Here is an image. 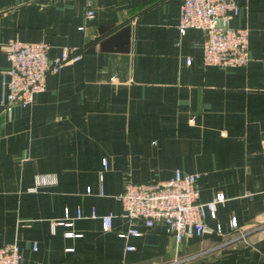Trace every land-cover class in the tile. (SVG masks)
Listing matches in <instances>:
<instances>
[{"label": "crops", "instance_id": "0c3cea01", "mask_svg": "<svg viewBox=\"0 0 264 264\" xmlns=\"http://www.w3.org/2000/svg\"><path fill=\"white\" fill-rule=\"evenodd\" d=\"M238 1L229 24L250 29V61L222 67L203 64L205 31L181 36L182 0H92L90 19L88 0H0V246L18 243L24 264H264V0ZM13 39L83 58L8 113ZM177 170L200 175L201 202L225 194L205 219L223 234L177 244L123 215L127 181ZM39 174L57 183L31 191ZM66 209L72 226L57 224ZM133 227L142 234L119 236Z\"/></svg>", "mask_w": 264, "mask_h": 264}, {"label": "built area", "instance_id": "2783aa9c", "mask_svg": "<svg viewBox=\"0 0 264 264\" xmlns=\"http://www.w3.org/2000/svg\"><path fill=\"white\" fill-rule=\"evenodd\" d=\"M87 18L94 16L92 0H88ZM241 11L238 0H182L179 30L184 36L189 29H201L207 38L203 47V64L205 66L238 67L246 66L250 61L249 42L250 29L232 27L229 22ZM84 27H81L83 29ZM50 45L47 42H26L13 39L8 44V57L11 67L8 70L9 80L6 83L8 91L1 101L2 110L11 113L14 106L30 107L38 93L46 89L47 76L59 72L65 65L77 62L83 58L81 50L64 47L60 56L50 58ZM192 58L187 59L191 64ZM107 167V160H104ZM199 174L183 173L177 170L167 180H151L148 182L127 181L124 191L119 195L123 215L131 222H142L145 227L152 228L157 224L165 227L166 233L172 235L177 244L187 238L203 236L210 231L223 234L220 224L211 229L205 219L208 216L216 218L217 205L224 202L225 194L220 192L209 202L199 200ZM57 183L54 175L39 174L35 185L30 190L37 191L41 187ZM95 217L96 214L94 213ZM78 217L82 212L78 211ZM65 224L72 226L73 218L69 210L65 212ZM113 215L103 216V227H112ZM56 224V223H54ZM239 221L236 216L231 219V228L237 229ZM137 228L121 232L119 236H140ZM67 237L79 236L73 231L66 233ZM36 249V244L34 245ZM128 249H133L129 246ZM188 258L184 259L187 260ZM183 259H176L171 264H181ZM0 264H24L23 250L18 243L0 246Z\"/></svg>", "mask_w": 264, "mask_h": 264}, {"label": "trees", "instance_id": "16d2710c", "mask_svg": "<svg viewBox=\"0 0 264 264\" xmlns=\"http://www.w3.org/2000/svg\"><path fill=\"white\" fill-rule=\"evenodd\" d=\"M182 264V263H181Z\"/></svg>", "mask_w": 264, "mask_h": 264}]
</instances>
